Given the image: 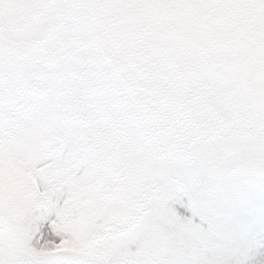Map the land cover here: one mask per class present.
Listing matches in <instances>:
<instances>
[{
	"label": "snow or ice",
	"instance_id": "6c2138e0",
	"mask_svg": "<svg viewBox=\"0 0 264 264\" xmlns=\"http://www.w3.org/2000/svg\"><path fill=\"white\" fill-rule=\"evenodd\" d=\"M0 264H264V0H0Z\"/></svg>",
	"mask_w": 264,
	"mask_h": 264
}]
</instances>
